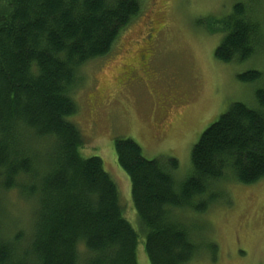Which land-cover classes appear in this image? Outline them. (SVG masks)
Returning <instances> with one entry per match:
<instances>
[{
  "label": "trees",
  "instance_id": "16d2710c",
  "mask_svg": "<svg viewBox=\"0 0 264 264\" xmlns=\"http://www.w3.org/2000/svg\"><path fill=\"white\" fill-rule=\"evenodd\" d=\"M254 1L261 2L239 0L228 15L198 21L223 34L219 62L248 61L261 49ZM143 7L144 0H0V264H139L142 238L150 264H189L200 246L178 212L205 214L209 200L196 199L227 170L244 185L264 180V88L258 108L233 103L202 134L181 182L177 160H149L134 140L115 141L138 226L125 217L103 160L82 156L87 139L70 120L79 73L113 50ZM262 77L239 75L246 83ZM12 192L32 205L28 227L5 220L2 195Z\"/></svg>",
  "mask_w": 264,
  "mask_h": 264
},
{
  "label": "rangeland",
  "instance_id": "374dc122",
  "mask_svg": "<svg viewBox=\"0 0 264 264\" xmlns=\"http://www.w3.org/2000/svg\"><path fill=\"white\" fill-rule=\"evenodd\" d=\"M237 1L144 0L142 14L113 50L79 73L73 95L78 112L70 120L87 139L81 154L103 160L118 186L125 217L135 226L131 182L117 163V139L134 140L146 159L177 160L181 182L193 172L194 146L233 103L258 108L256 92L264 88V0L251 5L262 25L261 49L251 60L219 62L215 50L223 34L211 35L197 25L209 14L228 15ZM250 70L260 72L262 79L241 81L239 75ZM234 178L227 170L221 182L210 183L208 194L196 199L209 200L205 214L178 212L200 246L189 264H264V180L244 185ZM3 198L9 215L5 220L28 227L32 205L15 192ZM142 239L138 263L150 264ZM85 251L80 248L81 259Z\"/></svg>",
  "mask_w": 264,
  "mask_h": 264
},
{
  "label": "flooded vegetation",
  "instance_id": "af4514ba",
  "mask_svg": "<svg viewBox=\"0 0 264 264\" xmlns=\"http://www.w3.org/2000/svg\"><path fill=\"white\" fill-rule=\"evenodd\" d=\"M153 32H155V30Z\"/></svg>",
  "mask_w": 264,
  "mask_h": 264
}]
</instances>
